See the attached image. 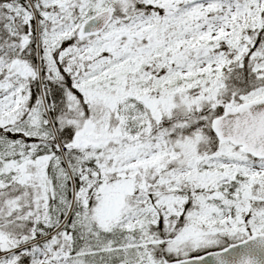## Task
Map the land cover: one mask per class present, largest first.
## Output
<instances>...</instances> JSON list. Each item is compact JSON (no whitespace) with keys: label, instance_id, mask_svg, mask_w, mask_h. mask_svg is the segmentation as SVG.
Here are the masks:
<instances>
[{"label":"snow or ice","instance_id":"6c2138e0","mask_svg":"<svg viewBox=\"0 0 264 264\" xmlns=\"http://www.w3.org/2000/svg\"><path fill=\"white\" fill-rule=\"evenodd\" d=\"M0 264H264V0H0Z\"/></svg>","mask_w":264,"mask_h":264}]
</instances>
